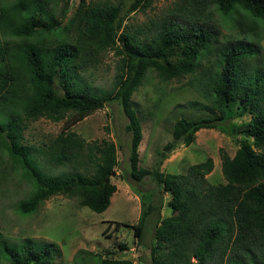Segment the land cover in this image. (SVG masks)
<instances>
[{
	"label": "trees",
	"instance_id": "16d2710c",
	"mask_svg": "<svg viewBox=\"0 0 264 264\" xmlns=\"http://www.w3.org/2000/svg\"><path fill=\"white\" fill-rule=\"evenodd\" d=\"M57 1L0 0V159L6 156L31 184L17 211L31 214L55 194L75 195L94 212L108 207L116 189L109 180L116 166L112 142L86 144L83 152L81 138L60 131L48 145V159L57 164L81 161L88 174L47 176L36 166L31 148L21 143V132L25 121L38 117L58 121L69 115L70 125L112 98L128 119L129 177L140 181L149 176L170 195L171 214L155 222L152 263L264 264V62L253 64L257 47L250 39L264 22V0H176L169 15L144 36L122 26L120 2L78 0L61 26L45 8ZM151 2L132 0L126 9L144 10ZM215 13L220 19L213 17ZM221 22L232 25L236 33L218 39ZM107 51L118 58L112 85L96 91L80 81L78 70ZM204 58L211 69L202 67ZM148 72L161 82L197 75L200 84L206 77L211 96L207 108L218 112L213 117L177 119L173 140L163 145L165 152L176 142L190 145L202 128H215L231 104L238 105L237 116H249L241 132L250 142L241 143L232 156L218 149L223 182L211 184L205 177L213 169L211 157L188 165L184 173L139 168L142 128L131 96ZM153 209L160 211L161 204H148L132 226L137 239ZM54 263L49 243L15 242L0 233V264ZM97 264L132 262L98 256Z\"/></svg>",
	"mask_w": 264,
	"mask_h": 264
},
{
	"label": "rangeland",
	"instance_id": "374dc122",
	"mask_svg": "<svg viewBox=\"0 0 264 264\" xmlns=\"http://www.w3.org/2000/svg\"><path fill=\"white\" fill-rule=\"evenodd\" d=\"M87 1L120 2L124 17L122 26L140 30L144 36L150 34L156 21L169 15L176 0H152L146 9L135 11L126 9L132 0ZM77 4L78 0H58L56 4L51 3L45 8L61 26H65ZM213 17L220 19L216 13ZM220 25L218 39L236 33L229 23L221 22ZM260 27L258 35L250 38L257 47L253 64L258 65L264 62V22ZM67 32L73 33L70 30ZM54 36L49 34L51 39H55ZM211 58L208 56V59ZM117 59L113 51H107L97 59L85 62L84 67L78 70L80 81L96 91L109 90ZM208 59L204 58L201 65L211 69ZM205 80L206 77L199 84L197 75H191L161 82L153 72L146 74L142 84L131 96L142 128L138 147L139 168L184 173L188 165L211 157L213 169L205 177L211 184L223 182L218 149L221 147L232 156L241 143L250 142L241 132L247 126L249 116H237L236 103L229 106L224 118L216 121L215 128L198 130L190 145L176 142V147L170 152L163 150V145L173 140V124L180 117L200 119L217 115L216 110L207 108L211 106V96L207 94ZM68 116L58 121L44 117L25 121L21 143L34 152V162L44 175L63 176L88 173L81 161L57 164L48 159V145L60 131L69 130L81 138L84 142L83 152L86 151V144L112 142L116 150V166L109 180L116 189L110 196L108 207L102 212H94L81 205L75 195L55 194L45 199L33 213L21 215L17 211V203L29 196L31 184L21 170L3 156L0 159V233L15 242L30 239L35 244L49 243L55 254L54 264H97L98 256L129 259L132 264H153L150 255L153 230L158 218L171 214L168 205L170 195L167 191L162 192L149 176L140 181L129 177L131 133L126 129L128 119L119 101L110 98L101 109L70 125L68 122L71 118ZM159 203L160 211L153 209L146 216L142 237L137 239L132 226L148 204ZM116 222L118 226H115Z\"/></svg>",
	"mask_w": 264,
	"mask_h": 264
},
{
	"label": "water",
	"instance_id": "95a60500",
	"mask_svg": "<svg viewBox=\"0 0 264 264\" xmlns=\"http://www.w3.org/2000/svg\"><path fill=\"white\" fill-rule=\"evenodd\" d=\"M111 175H114V172L113 171L111 172Z\"/></svg>",
	"mask_w": 264,
	"mask_h": 264
}]
</instances>
